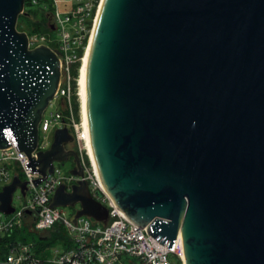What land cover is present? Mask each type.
<instances>
[{
	"label": "water",
	"instance_id": "water-1",
	"mask_svg": "<svg viewBox=\"0 0 264 264\" xmlns=\"http://www.w3.org/2000/svg\"><path fill=\"white\" fill-rule=\"evenodd\" d=\"M25 0H0V149L39 176L79 153L67 126L36 151L61 70L16 27ZM84 117L104 190L184 264H264V0H101L85 62ZM17 175L0 191L11 213ZM99 194V193H98ZM106 223L81 179L49 207Z\"/></svg>",
	"mask_w": 264,
	"mask_h": 264
},
{
	"label": "built area",
	"instance_id": "built-area-1",
	"mask_svg": "<svg viewBox=\"0 0 264 264\" xmlns=\"http://www.w3.org/2000/svg\"><path fill=\"white\" fill-rule=\"evenodd\" d=\"M59 3H63V9H60ZM27 4L45 13L47 26L57 32L53 46L49 44L51 38L46 33H28L29 47L48 45L57 53L61 70L55 96L59 98L61 108L49 110L55 98L50 101L39 124L38 146L33 154L48 149L54 131L67 126L73 136L68 147L79 153L84 175H67L54 162L53 172L47 173L34 185L32 179L39 175L25 167L24 163L28 161L26 154L18 152L14 144L0 149V191L4 185L11 183L14 175L22 181L29 180L25 194L20 188L16 189L20 191L19 198L23 199L21 206L14 205L13 193L14 210L8 214L0 210V264H171L169 256L171 253L178 255L180 237L173 249H169L167 243H160L147 233L146 227L133 223L115 206L102 186L89 145L79 81L101 0H27ZM74 93L79 100L78 115L73 108ZM63 110L68 113L64 115ZM13 165L21 168L23 178L17 169L11 170ZM81 179L88 181L91 194L108 208L106 223L88 216L76 218L75 214L67 218L63 207H49L61 183L70 191L72 185ZM58 222L63 225L70 240L69 244H62V248L43 245L37 249L35 241L21 240L16 236L22 229L42 234ZM13 236L15 239L12 240Z\"/></svg>",
	"mask_w": 264,
	"mask_h": 264
},
{
	"label": "rangeland",
	"instance_id": "rangeland-1",
	"mask_svg": "<svg viewBox=\"0 0 264 264\" xmlns=\"http://www.w3.org/2000/svg\"><path fill=\"white\" fill-rule=\"evenodd\" d=\"M59 7L60 9H63V3H59ZM26 8L27 9H30V10H36L37 7H31L29 6L28 4L26 5ZM50 9V8H49ZM45 14V13H44ZM21 15V14H20ZM16 27L19 31H24L26 32L27 34L28 33H32L31 31H29V24L26 22V21H22V20H17V24H16ZM50 38H51V41L49 42L50 45L53 46L54 42L57 40V32L55 30H51L49 28V31L48 32H45ZM56 108L60 109L61 108V103H60V100L59 98H55L53 100V103H52V106L49 107V110H55ZM52 138V136H50V139ZM57 166L60 167L61 171L65 174H70L71 170L73 169L74 167V161L72 158L66 160V161H63V162H56ZM17 169L19 171V174L20 176L23 178L24 177V173L23 171L21 170V168L19 166H16V165H13L11 170H15ZM14 172V171H12ZM20 196V191L19 190H16L14 192V200H13V203L16 207H20L21 206V203L23 201V199L19 198ZM64 208V211H65V216L67 218H71L75 212H76V209L78 208V205L77 206H66V207H63ZM101 223V222H100ZM37 233L35 232H29L27 229H22L19 234H16L17 238L19 235H22V236H28V240H32V241H35L37 239ZM66 244H69L67 242H65V240H60V239H57L55 241V243L53 244L55 248H62V244L65 245ZM169 259H170V262L171 264H184L183 260L180 258V255H177V254H173L171 253L170 256H169ZM126 264H129V263H126Z\"/></svg>",
	"mask_w": 264,
	"mask_h": 264
},
{
	"label": "trees",
	"instance_id": "trees-1",
	"mask_svg": "<svg viewBox=\"0 0 264 264\" xmlns=\"http://www.w3.org/2000/svg\"><path fill=\"white\" fill-rule=\"evenodd\" d=\"M27 0L25 2V9L24 12L19 15L18 20H24L29 24V31H39L42 33L48 32L49 27L47 26V15L42 13L39 10H30L26 8ZM75 86V84H74ZM75 90V89H74ZM72 102H73V108L75 113L79 114V100L77 98V95L74 93L72 96ZM68 112L66 110H63V114L66 115ZM37 239L35 240L37 244V249L40 246L43 245H49L54 246L53 244L57 239L65 240V242L70 243L69 237L63 227V225L58 222L56 223L51 229H49L47 232L42 234H36ZM28 236H22L19 235L18 239L21 240H27ZM15 239V236L12 237V240Z\"/></svg>",
	"mask_w": 264,
	"mask_h": 264
},
{
	"label": "bare ground",
	"instance_id": "bare-ground-1",
	"mask_svg": "<svg viewBox=\"0 0 264 264\" xmlns=\"http://www.w3.org/2000/svg\"><path fill=\"white\" fill-rule=\"evenodd\" d=\"M86 59V58H85ZM84 80H85V65L82 68L81 71V77H80V81H79V94H80V98H81V108L84 114V102H83V94H84ZM84 121H85V117H84ZM86 124V123H85ZM178 255H180V258L183 260L184 262V255H183V250L181 248V244H180V238H179V249H178Z\"/></svg>",
	"mask_w": 264,
	"mask_h": 264
}]
</instances>
